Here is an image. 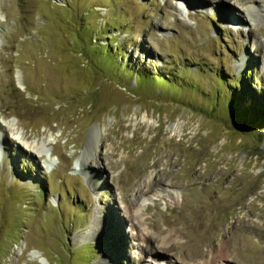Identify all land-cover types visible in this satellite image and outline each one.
Segmentation results:
<instances>
[{"label":"rangeland","instance_id":"374dc122","mask_svg":"<svg viewBox=\"0 0 264 264\" xmlns=\"http://www.w3.org/2000/svg\"><path fill=\"white\" fill-rule=\"evenodd\" d=\"M188 1L0 0V264H264V0Z\"/></svg>","mask_w":264,"mask_h":264},{"label":"trees","instance_id":"16d2710c","mask_svg":"<svg viewBox=\"0 0 264 264\" xmlns=\"http://www.w3.org/2000/svg\"><path fill=\"white\" fill-rule=\"evenodd\" d=\"M116 47H118V45ZM107 51L109 52V54H111V65L109 66L110 70H112V72L119 73V79H121L122 74L124 73L128 78L134 76L135 86L141 82L151 83L155 81L157 83H160V85L164 87H171L174 86L177 80L179 79L178 75H161L159 74L158 70H155L154 72L150 73V71H146L144 69L140 71L135 70L134 68L128 69L125 67V65L120 66V64L116 61V57H114L112 53H110V50ZM107 51L105 52L106 54ZM124 55L125 54L123 53L121 57L122 62L124 59ZM246 76L248 77V74H246ZM247 77L245 81V86L242 85L243 83H237L233 80L226 82V85L231 88L226 110L228 114L231 115L232 122L238 127V129L240 127L247 129L251 126L261 127L262 125H264V111L259 108L260 102L256 98H254L256 96L255 93L252 91L251 88L248 89V85H251L252 83H250V80ZM116 81L117 83L119 82L118 79ZM231 132H235L234 134L237 133L236 130H233Z\"/></svg>","mask_w":264,"mask_h":264},{"label":"bare ground","instance_id":"6f19581e","mask_svg":"<svg viewBox=\"0 0 264 264\" xmlns=\"http://www.w3.org/2000/svg\"><path fill=\"white\" fill-rule=\"evenodd\" d=\"M177 1H179L182 5H183V3H184V5L185 4H188L189 3V1L188 0H177ZM227 7H228V5H227ZM226 8V7H225ZM214 12H217V10H213V13ZM225 14H226V16H229V14H230V11H229V9H225ZM228 18H231L230 16L228 17ZM239 18H240V16H239ZM230 20V23H231V19H229ZM232 20H234V19H232ZM241 20V19H240ZM239 20V21H240ZM236 24V23H235ZM97 147H98V142H94V143H92V145H91V148H93V149H97ZM49 169L51 170V167H49ZM136 212V211H135ZM130 214V213H129ZM97 223L96 222H92L91 223V225L88 227V236L89 235H91V233H95L96 231H97ZM35 254H37V251H36V253ZM38 255H40V254H38ZM42 259H43V257H42ZM44 261V260H43Z\"/></svg>","mask_w":264,"mask_h":264}]
</instances>
